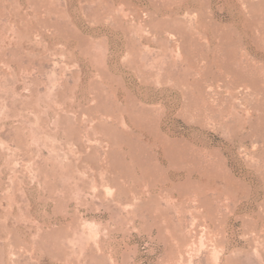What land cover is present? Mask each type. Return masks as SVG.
<instances>
[{
	"label": "rangeland",
	"instance_id": "374dc122",
	"mask_svg": "<svg viewBox=\"0 0 264 264\" xmlns=\"http://www.w3.org/2000/svg\"><path fill=\"white\" fill-rule=\"evenodd\" d=\"M0 264H264V0H0Z\"/></svg>",
	"mask_w": 264,
	"mask_h": 264
}]
</instances>
